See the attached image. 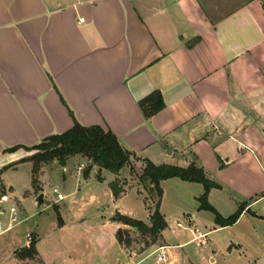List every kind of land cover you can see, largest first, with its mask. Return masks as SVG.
I'll return each instance as SVG.
<instances>
[{
	"label": "crops",
	"instance_id": "obj_1",
	"mask_svg": "<svg viewBox=\"0 0 264 264\" xmlns=\"http://www.w3.org/2000/svg\"><path fill=\"white\" fill-rule=\"evenodd\" d=\"M155 91L164 108L146 118L139 102ZM73 120L110 131L136 159L117 174L109 172L108 185L116 182L122 192L115 197L109 188V201L121 207L111 218L107 247L86 253L72 245L64 264H88L93 252L102 264H143L188 243L208 251L193 261L185 256L182 264H264V0H0V196L10 202L9 171L32 169L31 162H21L31 153L6 150L66 132ZM83 160L70 157L63 172L79 177V184L87 183L91 171L102 181L108 171L91 164L84 169ZM145 160L180 168L194 163L219 186L210 190L209 204L223 218L240 205L242 214L231 226H217L213 214L199 209L201 184L168 179L160 182L166 228L158 240L138 250L133 241L120 245L117 230L130 228L115 220L117 213L150 226L154 204L139 182ZM54 165L41 167L38 190L33 187L26 199L37 204L39 179ZM166 187L190 234L174 245L164 236ZM45 198L43 193V204ZM127 198L135 209L124 206ZM140 206L142 219L136 214ZM1 210L0 217L7 215ZM0 227V264H49L35 231L11 233L10 221ZM27 234L37 254L18 258L30 245ZM198 234L205 235L204 245Z\"/></svg>",
	"mask_w": 264,
	"mask_h": 264
},
{
	"label": "rangeland",
	"instance_id": "obj_2",
	"mask_svg": "<svg viewBox=\"0 0 264 264\" xmlns=\"http://www.w3.org/2000/svg\"><path fill=\"white\" fill-rule=\"evenodd\" d=\"M79 160V158H75L73 161ZM83 163L84 169H86L89 165L88 161L83 160ZM93 175L94 171H91L87 183L79 184V177L69 175L68 170L63 172V168L59 165L46 168L45 173L39 179L43 190L40 194H45L46 201L38 206L32 202L31 198H25L33 188L28 166H21L17 170L9 171L5 179L14 189L13 193L10 194V202L16 205L18 211L11 233L24 234L26 229L35 231L39 237L38 249L48 256L49 264H64V251L72 245H79L83 250H88L86 253L91 249L99 250L107 247L108 240L111 239L113 224L111 218L115 210L120 209L121 205L109 201L108 183L111 180V174L103 172V180L100 182L93 179ZM80 180H84V177L82 176ZM53 189H56L64 197L63 201L55 202L56 194L52 192ZM166 191L167 198L163 208L168 216L166 220L168 228L164 235L166 242L170 245L186 242L190 237V234L183 228L186 227V217L178 214L175 206L171 203V198L174 196L173 190L166 187ZM7 193L10 192L7 191ZM148 197L151 200L149 204L153 205L156 200L155 194H148ZM52 202L63 206V208L57 211ZM124 203L126 208L135 209L134 199L127 198ZM3 206L8 208L9 204ZM256 209H261V206H257ZM136 212L141 219L146 214L141 206L136 208ZM207 215L211 217L209 213ZM9 221L8 214L0 217V226L4 227ZM103 225L105 226L103 227ZM217 236L220 237L219 234ZM130 239L133 241L131 247L136 250L142 249V247L145 249L152 241L148 235L139 233L131 234ZM153 248V246L150 247L148 252L152 251ZM203 250L194 243L170 247L165 251L166 258L154 255L143 264H174L173 260H175V264L178 261L182 264L181 261L184 260L185 256L193 261L202 255ZM31 264H38V260H33ZM88 264H102L97 253L93 252L92 256L88 258Z\"/></svg>",
	"mask_w": 264,
	"mask_h": 264
},
{
	"label": "trees",
	"instance_id": "obj_3",
	"mask_svg": "<svg viewBox=\"0 0 264 264\" xmlns=\"http://www.w3.org/2000/svg\"><path fill=\"white\" fill-rule=\"evenodd\" d=\"M139 107L146 118H150L164 108V103L160 92L155 91L142 99L139 102ZM73 117L72 113H70ZM24 150L31 153V156L22 160L31 162L32 169V184L37 189V180L40 169L43 165H48L57 162L60 166H65L66 161L73 156H82L90 164L97 166L99 170H106L110 173L117 174L122 168L130 166L131 161L136 159L134 153L124 149L118 142L117 138L110 131H105L98 126H82L77 121L73 120L72 127L61 134L51 135L43 139L40 143L30 147L14 146L7 149L6 152L12 153L17 150ZM143 173L139 178L140 184L146 189L148 194H155L156 200L152 208L149 222L147 226L143 222L117 213L115 220L122 225L130 228L119 229L115 234V238L120 245L130 246V231L135 229V233L148 235L151 238V243H155L160 233L165 230L166 222L161 215L160 201L162 198V189L160 182L172 178H178L181 181L189 183L201 184L204 188V193L197 199L199 209L213 214L214 223L220 227L233 225L243 212V206L240 205L236 212L228 218H223L208 202V194L211 189L219 186L208 180L201 167L191 163L186 168H180L169 165L156 166L148 160L143 161ZM88 173H84L86 177ZM101 180L100 176H97ZM113 195L117 197L122 190L116 182L109 184ZM147 204L146 200L144 202ZM36 241L33 239L28 248L22 249L16 253L18 258H33L36 256Z\"/></svg>",
	"mask_w": 264,
	"mask_h": 264
},
{
	"label": "built area",
	"instance_id": "obj_4",
	"mask_svg": "<svg viewBox=\"0 0 264 264\" xmlns=\"http://www.w3.org/2000/svg\"><path fill=\"white\" fill-rule=\"evenodd\" d=\"M52 192L54 194H56V200L57 201L63 200V196L61 194H59L56 189H53ZM7 202L9 203V207L4 209V210H1V209L0 210L3 213L9 215L10 223L12 224L13 222H15V216L17 215V212H18L17 211V207H16V205L14 203H10L9 202V198H8L7 195H1L0 196V203H7ZM0 231L2 232L1 227H0ZM197 238L199 240L198 242H199L200 245H204L205 244V240H203V238H205V235L198 234ZM26 239H27V242L30 244L31 241H32V235L31 234H27Z\"/></svg>",
	"mask_w": 264,
	"mask_h": 264
},
{
	"label": "water",
	"instance_id": "obj_5",
	"mask_svg": "<svg viewBox=\"0 0 264 264\" xmlns=\"http://www.w3.org/2000/svg\"><path fill=\"white\" fill-rule=\"evenodd\" d=\"M91 165H93V164L91 163ZM36 203H37L38 206H40V205L43 204V194H39V195L37 196V198H36Z\"/></svg>",
	"mask_w": 264,
	"mask_h": 264
}]
</instances>
